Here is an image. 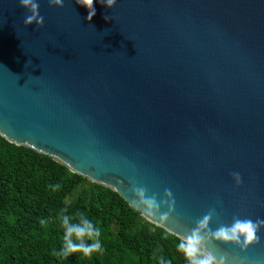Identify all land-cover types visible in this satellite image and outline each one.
I'll return each mask as SVG.
<instances>
[{
	"label": "water",
	"instance_id": "obj_1",
	"mask_svg": "<svg viewBox=\"0 0 264 264\" xmlns=\"http://www.w3.org/2000/svg\"><path fill=\"white\" fill-rule=\"evenodd\" d=\"M39 3L42 28L25 26L19 0H0L2 138L177 238L210 208L213 230L264 219V0H95L91 21L76 0ZM130 180L160 198L171 189L167 224L133 206ZM259 235L247 251L208 248L227 264H264Z\"/></svg>",
	"mask_w": 264,
	"mask_h": 264
},
{
	"label": "trees",
	"instance_id": "obj_2",
	"mask_svg": "<svg viewBox=\"0 0 264 264\" xmlns=\"http://www.w3.org/2000/svg\"><path fill=\"white\" fill-rule=\"evenodd\" d=\"M61 210L84 212L101 227L103 254L53 255L62 248ZM178 243L116 192L0 136V264H159L161 257L187 264Z\"/></svg>",
	"mask_w": 264,
	"mask_h": 264
},
{
	"label": "clouds",
	"instance_id": "obj_3",
	"mask_svg": "<svg viewBox=\"0 0 264 264\" xmlns=\"http://www.w3.org/2000/svg\"><path fill=\"white\" fill-rule=\"evenodd\" d=\"M47 2L51 6L63 8L65 0H47ZM19 3L29 13L24 18L25 26L35 24L37 28H42L45 20L40 14L39 0H19ZM76 3L88 9L87 19L91 21L96 15L95 0H76ZM100 3L113 8L117 0H100ZM105 19L109 18L105 17ZM232 177L237 186L243 183L239 172H233ZM130 183L133 206L139 209L145 217L167 224L176 211V200L171 189L166 188L164 197L160 198L156 193L149 195L148 189L138 185L135 180H130ZM50 187H53L55 191L59 190L61 185L56 184ZM163 208L167 211H162ZM217 215V210L210 208L207 213L195 221L194 228L180 236L177 249L184 255L187 264H227L226 256L217 258L209 250L208 246L213 242L233 244L241 251H247L250 246L260 243L259 233L264 229V219L258 217L254 221L250 217L233 216L230 225L221 223L213 230L210 225ZM58 221L63 230L62 248L53 255L67 258L73 254H81L86 258H91L95 254L104 253V246L101 242L102 229L84 212L73 216L66 214V210H61ZM47 223L46 220H40L41 226ZM159 264H171V261L161 257Z\"/></svg>",
	"mask_w": 264,
	"mask_h": 264
},
{
	"label": "rangeland",
	"instance_id": "obj_4",
	"mask_svg": "<svg viewBox=\"0 0 264 264\" xmlns=\"http://www.w3.org/2000/svg\"><path fill=\"white\" fill-rule=\"evenodd\" d=\"M68 201H69V199H68ZM69 203V202H68Z\"/></svg>",
	"mask_w": 264,
	"mask_h": 264
}]
</instances>
